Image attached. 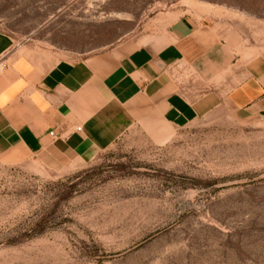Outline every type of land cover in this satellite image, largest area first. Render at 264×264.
<instances>
[{
	"label": "rangeland",
	"instance_id": "374dc122",
	"mask_svg": "<svg viewBox=\"0 0 264 264\" xmlns=\"http://www.w3.org/2000/svg\"><path fill=\"white\" fill-rule=\"evenodd\" d=\"M182 15L240 60L176 65L182 94L229 90L264 54V0H0V33L36 59L79 61L148 44ZM0 264H264V116L139 119L73 167L0 160Z\"/></svg>",
	"mask_w": 264,
	"mask_h": 264
},
{
	"label": "crops",
	"instance_id": "0c3cea01",
	"mask_svg": "<svg viewBox=\"0 0 264 264\" xmlns=\"http://www.w3.org/2000/svg\"><path fill=\"white\" fill-rule=\"evenodd\" d=\"M167 22L148 44L79 61L36 59L0 33V160L73 167L109 149L139 119L176 128L225 109L264 116V54L233 75L231 89L191 98L177 91L173 67H236L240 60H227L217 30L200 19Z\"/></svg>",
	"mask_w": 264,
	"mask_h": 264
},
{
	"label": "built area",
	"instance_id": "2783aa9c",
	"mask_svg": "<svg viewBox=\"0 0 264 264\" xmlns=\"http://www.w3.org/2000/svg\"><path fill=\"white\" fill-rule=\"evenodd\" d=\"M79 130L81 129V128H78Z\"/></svg>",
	"mask_w": 264,
	"mask_h": 264
}]
</instances>
